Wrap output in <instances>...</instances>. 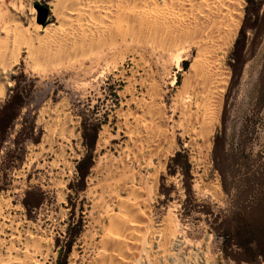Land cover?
<instances>
[{
  "label": "rangeland",
  "instance_id": "374dc122",
  "mask_svg": "<svg viewBox=\"0 0 264 264\" xmlns=\"http://www.w3.org/2000/svg\"><path fill=\"white\" fill-rule=\"evenodd\" d=\"M244 4L243 21L224 58L230 79L220 117L209 121L213 126L209 149L202 137L188 144L179 129L183 116L176 110L178 89L171 80L178 73L181 85L183 71L171 56L163 59L134 44L115 50V43L107 38L99 50H92L93 58L84 67L44 72L23 61L10 97L0 96V202L8 200L13 213L54 238L52 264H71L74 246L88 230L84 212L85 205L95 201L90 194L94 167L100 164L96 181L117 171L115 157L129 139L123 132L115 139L119 123L124 127L130 114L131 121L138 113L137 118L148 119L135 105L125 103L121 92L128 84L120 75L123 70L138 78L152 77L151 72L163 86L173 142L167 144L160 187L152 195L157 220L170 216L195 241L212 234L215 253L227 264H264V0H244ZM40 5L48 10L47 21L50 4L28 1L38 20ZM136 55L139 60L133 61ZM195 55L196 49L188 54L184 70ZM137 88V94L144 95L141 85ZM63 101L74 131L59 141L67 145L71 165L54 169L52 153L48 160L40 156L48 119L43 108L49 103L53 110ZM145 166L134 164L147 175L156 168L148 162ZM248 238L249 244L240 245L239 240ZM91 259L92 253L87 261Z\"/></svg>",
  "mask_w": 264,
  "mask_h": 264
},
{
  "label": "bare ground",
  "instance_id": "6f19581e",
  "mask_svg": "<svg viewBox=\"0 0 264 264\" xmlns=\"http://www.w3.org/2000/svg\"><path fill=\"white\" fill-rule=\"evenodd\" d=\"M28 1L0 0V96L13 92L23 61L44 72L84 67L93 58L91 52L111 38L115 50L134 44L163 59L172 57L183 71L181 85L178 73L171 80L178 89L176 110L183 116L179 129L188 144L202 137L210 148L213 126L209 121L220 117L230 79L224 58L243 21L244 0H46L51 16L44 22ZM194 49L193 62L184 70L183 62ZM150 74L142 78L135 73L127 76L126 70L120 74L128 84L121 92L125 103L135 105L148 119L143 121L136 113L134 121L129 119L131 114L126 118L124 127L119 123L115 139L122 132L129 139L115 157L116 172L96 181L100 164L94 167L90 194L95 201L85 205L88 230L75 244L71 264H227L215 253L212 234L192 240L190 232L178 229L170 216L158 221L154 214L152 195L159 190L167 144L173 139L163 86ZM138 85L144 95L137 94ZM66 105L63 101L53 110L49 103L43 108L48 119L40 156L47 159L52 153L54 169L71 165L68 147L59 141L73 122ZM147 162L156 167L148 175L134 167L137 163L145 169ZM13 209L8 200L0 202V264H52L54 238L37 231ZM90 253L92 259L87 261Z\"/></svg>",
  "mask_w": 264,
  "mask_h": 264
},
{
  "label": "water",
  "instance_id": "95a60500",
  "mask_svg": "<svg viewBox=\"0 0 264 264\" xmlns=\"http://www.w3.org/2000/svg\"><path fill=\"white\" fill-rule=\"evenodd\" d=\"M39 9H40V16H39V20L40 22H44L47 18V15H48V10L46 7L40 5L39 6Z\"/></svg>",
  "mask_w": 264,
  "mask_h": 264
},
{
  "label": "trees",
  "instance_id": "16d2710c",
  "mask_svg": "<svg viewBox=\"0 0 264 264\" xmlns=\"http://www.w3.org/2000/svg\"><path fill=\"white\" fill-rule=\"evenodd\" d=\"M10 97V96H9ZM252 241V239H244V240H239L240 245H244V244H249Z\"/></svg>",
  "mask_w": 264,
  "mask_h": 264
}]
</instances>
